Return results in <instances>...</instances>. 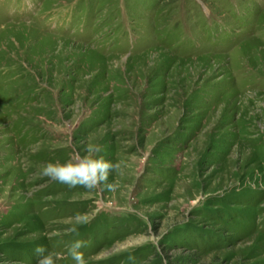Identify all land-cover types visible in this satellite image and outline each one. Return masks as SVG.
I'll return each instance as SVG.
<instances>
[{
	"label": "rangeland",
	"instance_id": "rangeland-1",
	"mask_svg": "<svg viewBox=\"0 0 264 264\" xmlns=\"http://www.w3.org/2000/svg\"><path fill=\"white\" fill-rule=\"evenodd\" d=\"M262 184L264 0H0V264H264Z\"/></svg>",
	"mask_w": 264,
	"mask_h": 264
},
{
	"label": "clouds",
	"instance_id": "clouds-1",
	"mask_svg": "<svg viewBox=\"0 0 264 264\" xmlns=\"http://www.w3.org/2000/svg\"><path fill=\"white\" fill-rule=\"evenodd\" d=\"M103 151L99 145H88L84 151L70 155L65 160L48 161L41 166V174L52 181L66 184L69 187L81 186L89 190L104 185L109 190L117 188V182H109L110 174H122L124 162H113L105 158L100 153ZM264 187V184H262ZM87 221H80L69 228L68 233L79 235V226ZM87 247V242L83 239H75L67 247L65 253L53 252L44 245H37L34 252L37 256L36 264H57L65 258H71L74 264H87L85 254L82 251Z\"/></svg>",
	"mask_w": 264,
	"mask_h": 264
}]
</instances>
